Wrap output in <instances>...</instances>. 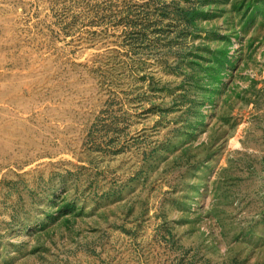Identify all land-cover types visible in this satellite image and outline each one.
<instances>
[{
    "label": "rangeland",
    "instance_id": "1",
    "mask_svg": "<svg viewBox=\"0 0 264 264\" xmlns=\"http://www.w3.org/2000/svg\"><path fill=\"white\" fill-rule=\"evenodd\" d=\"M0 264H264V0H0Z\"/></svg>",
    "mask_w": 264,
    "mask_h": 264
},
{
    "label": "trees",
    "instance_id": "2",
    "mask_svg": "<svg viewBox=\"0 0 264 264\" xmlns=\"http://www.w3.org/2000/svg\"><path fill=\"white\" fill-rule=\"evenodd\" d=\"M169 8L166 7L164 10L159 11L161 16H163L164 20L165 19H169L170 16L172 15L171 13H169ZM150 15V14H149ZM153 16V14H151ZM200 17V13L197 9H193V8H180V10L178 11V16L177 18H179V21H181L182 23H184V30H186L187 32H189L192 29V25H195L196 21L199 20ZM150 20V19H149ZM138 22L134 23V25H136ZM154 26H158V24H155L153 22Z\"/></svg>",
    "mask_w": 264,
    "mask_h": 264
}]
</instances>
